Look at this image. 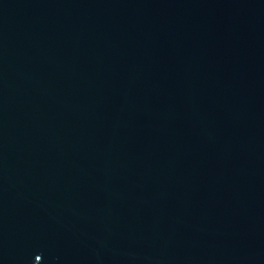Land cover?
I'll return each instance as SVG.
<instances>
[{"label":"water","instance_id":"water-1","mask_svg":"<svg viewBox=\"0 0 264 264\" xmlns=\"http://www.w3.org/2000/svg\"><path fill=\"white\" fill-rule=\"evenodd\" d=\"M0 264H264V0H0Z\"/></svg>","mask_w":264,"mask_h":264}]
</instances>
